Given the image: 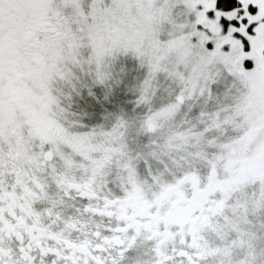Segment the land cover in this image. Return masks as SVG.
<instances>
[{
  "label": "snow or ice",
  "instance_id": "1",
  "mask_svg": "<svg viewBox=\"0 0 264 264\" xmlns=\"http://www.w3.org/2000/svg\"><path fill=\"white\" fill-rule=\"evenodd\" d=\"M0 264H264V0H0Z\"/></svg>",
  "mask_w": 264,
  "mask_h": 264
}]
</instances>
